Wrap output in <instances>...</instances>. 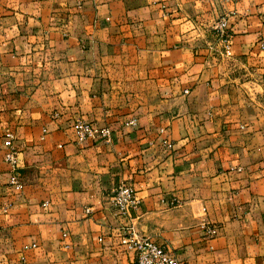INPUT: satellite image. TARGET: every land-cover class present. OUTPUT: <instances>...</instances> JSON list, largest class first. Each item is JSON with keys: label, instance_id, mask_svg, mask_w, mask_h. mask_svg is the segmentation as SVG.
<instances>
[{"label": "crops", "instance_id": "obj_1", "mask_svg": "<svg viewBox=\"0 0 264 264\" xmlns=\"http://www.w3.org/2000/svg\"><path fill=\"white\" fill-rule=\"evenodd\" d=\"M262 40L264 0H0V264H134L128 230L180 264H264Z\"/></svg>", "mask_w": 264, "mask_h": 264}, {"label": "built area", "instance_id": "obj_2", "mask_svg": "<svg viewBox=\"0 0 264 264\" xmlns=\"http://www.w3.org/2000/svg\"><path fill=\"white\" fill-rule=\"evenodd\" d=\"M214 29L219 35L220 40L225 45V54L232 56L231 49V33L228 28V20L222 18ZM260 46L264 49V40L260 42ZM134 121L128 122L127 125L134 124ZM75 138L79 144L88 140L103 139L109 141L111 139V130L108 127H99L94 123L84 120H77L73 126ZM15 136L12 132H7L3 137V147L6 150L5 161L12 167L14 175L10 180V184L16 190H22L23 184L17 172L18 155L14 148ZM166 143V142H165ZM167 144V143H166ZM170 146V144H167ZM112 202L120 215H127L130 210H138L141 200L138 198L134 187L127 183L120 184L112 193ZM90 212V211H88ZM202 228L206 231L209 238L217 234V228L211 224H203ZM126 249L134 254V264H180L176 254L167 246L160 245L148 238L138 239L134 231L128 230L127 236L122 240Z\"/></svg>", "mask_w": 264, "mask_h": 264}]
</instances>
